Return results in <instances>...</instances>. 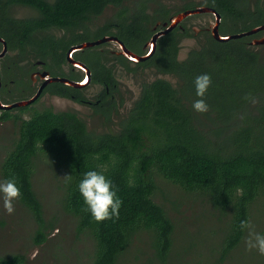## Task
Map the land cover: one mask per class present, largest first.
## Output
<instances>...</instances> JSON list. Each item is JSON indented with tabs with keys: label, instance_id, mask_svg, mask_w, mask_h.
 Segmentation results:
<instances>
[{
	"label": "trees",
	"instance_id": "trees-1",
	"mask_svg": "<svg viewBox=\"0 0 264 264\" xmlns=\"http://www.w3.org/2000/svg\"><path fill=\"white\" fill-rule=\"evenodd\" d=\"M125 1L0 0V37L5 38L9 50L16 51L17 56L31 49L33 58L44 61L53 76L77 81L80 74L72 66L67 73L62 70L68 64L67 51L75 44L89 41L88 23L93 17L110 5L121 7ZM148 2L141 0L129 17L125 11L119 12L116 19L98 30V37L115 35L132 52L145 55L144 45L151 39L154 25L169 18L165 5L159 3L150 13ZM241 2L207 0L206 4L222 15L223 25L227 20L244 22L247 30L262 25V9L258 7L253 14ZM8 4L32 7L38 16L11 19L5 14ZM190 7L187 4L184 8ZM51 29L68 33L39 37ZM206 34L204 41L183 60H179L181 43L189 33L179 29L158 39L155 52L138 63L111 51L91 49L89 54L84 50L74 55L90 69L91 83L102 86L97 99L107 118L116 107L114 93L118 88L109 66L112 61L131 72L153 68L156 73L177 80V86L162 78L143 84L139 99L119 122L116 133L89 132L85 122L70 111L36 110L27 119L13 116L11 111H0L1 120L14 118L19 122L18 137L1 162L0 177L2 181L16 178L22 193L18 202L36 224V245L45 243L54 229L53 221L45 219L44 206L33 185L35 161L43 156L56 168L55 173L61 174L60 202L76 218L77 233L90 235L94 240L89 264H119L139 239L145 240L147 247L144 250L140 246V256L152 250L158 264L173 257L176 223L170 211L156 201L158 177L208 199L222 223L220 237L210 254L214 260L211 264H223L230 257L246 233L239 228L241 221L251 220L253 209L264 205V57L248 43L251 37L219 42ZM134 63V67L130 66ZM13 66L21 67L19 62H9L3 74V88L5 82L12 80ZM201 74L212 78L204 98L210 107L206 114L193 109V103L199 99L194 80ZM26 77L15 78L25 89H18L19 95L24 92L22 98L31 88L29 78L24 80ZM45 92L82 104L88 99L82 89L63 83H52ZM249 94L258 102L246 100ZM105 106L108 112L103 109ZM29 108L17 110L23 113ZM92 170L102 171L123 201L119 219L98 223L84 210L78 184ZM69 175L71 181L62 179ZM154 259L148 258L149 263L154 264ZM25 261L21 254L0 257V264Z\"/></svg>",
	"mask_w": 264,
	"mask_h": 264
},
{
	"label": "rangeland",
	"instance_id": "rangeland-1",
	"mask_svg": "<svg viewBox=\"0 0 264 264\" xmlns=\"http://www.w3.org/2000/svg\"><path fill=\"white\" fill-rule=\"evenodd\" d=\"M140 1L127 0L121 7L110 5L101 15L93 17L88 23L87 36L89 41L101 38L98 37V30L109 20L116 19L119 12L125 11L127 17L131 16ZM186 2L188 1L149 0V12L152 13L159 3H161L165 5L167 11H170L174 15L180 8L186 5ZM12 10L19 18L38 16V11L29 6L17 5ZM226 22L227 24H224L220 28V34L222 35H230L247 30L244 22H232L229 20ZM184 24L196 25L197 28L202 29L205 26L208 27L209 24L213 26L215 18L212 15L193 16L186 19ZM115 31L112 30V32ZM67 33L62 30L51 29L40 33L39 37L44 35L61 37ZM195 38L189 37L182 41L179 60L185 59L188 52L199 45L201 42L198 40L200 36L197 39ZM252 47H256L257 51L264 57V45ZM91 49L95 52L120 51L118 45L109 42L89 48L88 50L91 51ZM29 50L31 51V49ZM28 53L29 51L27 50V53L22 55H27ZM29 55L33 56L34 54L31 51ZM33 59L36 60V58ZM12 61L13 63L18 61L16 51H9L7 56L0 60V68ZM109 66L114 71L118 81V88L114 93L116 107L109 113V118L104 115L102 106L99 104H82L71 99L51 96L49 94L43 95L37 103L30 106L23 113L17 109L9 111H11L10 113L13 116L19 115L26 119L36 110L42 111L51 108L55 112L70 111L76 113L85 122L89 132L96 134L116 133L119 131V122L127 116L130 109L139 99L143 84L162 78L177 86L175 77L158 74L153 68H140L137 72H131L116 61H112ZM130 66L134 67L133 64H130ZM21 67L22 70L16 69V67L12 68L13 70H11L10 75L12 79H15L18 73L29 77L30 73L26 70L27 66L21 64ZM39 69L41 68L39 67ZM69 69V64L62 67L65 73ZM1 70L3 71V68ZM85 87H87L85 91L86 96L91 101H96L97 96L102 91V86L90 83L89 85H85ZM23 94H16L14 90L13 94H2L1 100L3 103L8 104V102L13 103L30 97L26 93V98H22ZM103 109L108 112L106 106ZM18 124L19 122L16 123L14 118L9 120L0 119V166L3 158L9 152L8 149L13 143L12 141L18 137ZM35 163L36 174L33 177V185L44 206L45 219L53 221L54 229L48 235L45 243L40 246L36 245L33 241V231L36 228V224L28 210L17 201L15 213L8 215L3 208L2 199H0V257L21 254L25 256V264H89L94 250V240L90 235L77 233L76 218L68 214L63 208L60 202L63 198L62 181L58 179L61 174H56V168L50 166V160H46L43 156L38 157ZM0 182H2L1 177ZM157 184L156 201L170 211L169 213L176 223L175 235L173 236L174 254L165 264H211L214 260L210 257V254L212 250L214 251V246L216 247L217 239L220 237L219 228L222 226L218 211L201 194L188 192L164 180L162 177L157 178ZM251 221L255 231L264 234L263 204L253 209ZM246 236L247 233H245L241 243L223 264H264V255H260L255 249L252 251L247 249L245 243ZM140 246L144 250L147 249L145 240L143 242L140 239L135 240L133 249L123 256L119 264H150L148 258L154 259L153 251L149 250L148 255L144 254L140 256ZM154 262V264H158L159 261L155 258Z\"/></svg>",
	"mask_w": 264,
	"mask_h": 264
},
{
	"label": "clouds",
	"instance_id": "clouds-1",
	"mask_svg": "<svg viewBox=\"0 0 264 264\" xmlns=\"http://www.w3.org/2000/svg\"><path fill=\"white\" fill-rule=\"evenodd\" d=\"M194 85L199 99L193 103V109L198 113L206 114L210 111V107L204 98L212 86V78L208 74L198 75L194 80ZM245 99L253 104L258 102L250 94ZM62 179L68 182L71 181L72 176H65ZM78 189L86 206L84 210L90 212L96 222L101 223L113 218L119 219L123 201L114 190L113 183L102 171L86 172L78 184ZM21 195L14 176L0 182V199H2L3 208L8 215L15 213V204L20 200ZM239 228L247 233L245 238L247 249L249 251L255 249L260 255H264V234L255 231L252 221L250 219L241 221Z\"/></svg>",
	"mask_w": 264,
	"mask_h": 264
},
{
	"label": "water",
	"instance_id": "water-1",
	"mask_svg": "<svg viewBox=\"0 0 264 264\" xmlns=\"http://www.w3.org/2000/svg\"><path fill=\"white\" fill-rule=\"evenodd\" d=\"M203 12H211V13L215 14L216 22L212 26L211 32H212L213 38L219 42L220 41H228L231 39L242 38L245 36H251V35H254L260 31H264V25H260V26L252 28V29L245 31V32L235 33V34L228 35V36H222L220 34V31H219V26H220V22H221V15L215 9L210 8V7H206V6H199V7H196L195 9H187V10H184V11L177 13L175 16H173L170 19L169 22H165L162 24V29L157 31L151 37V39L145 44L144 48L147 49V51H148L147 54H145V55H139V54L132 52L130 49H128L126 47V45L123 43V41H121L115 35L103 36V37H101L97 40H94V41H85L83 43L72 46L68 50L67 60H68L69 64L73 65L76 68L83 70L86 73V77L82 82L73 81L67 77L50 76L49 72H47V71H43L41 73L33 74V77L36 75H39L40 78L42 80H44L43 84L40 86L38 91L32 97H30L28 99L16 101V102H13L10 104L9 103L8 104L3 103L1 100V95H0V111H9V110H12L15 108L26 107V106H29V105L35 103L41 97L44 88L48 84H51V83H55V82L63 83L65 85H68V86H71L74 88L84 87L90 80L91 72L85 63L78 61V60H75L73 58V53H75V52L82 51V50L87 49V48H93V47H96V46L110 42V43H115L116 45H118V47L120 48V51L118 52L119 55H122V56L126 57L127 59H129L133 62H136V63L142 62V61L147 60L155 52L158 39H160L161 37L167 35L171 31H173L188 16L203 13ZM158 26H159V23L155 26V30L157 29ZM0 42L3 43V48L0 51V59H2L8 53V45H7L6 41L2 38H0ZM251 45L252 46L264 45V37L260 38L259 40L254 39V41L251 43ZM1 85L2 84H1V79H0V88H1Z\"/></svg>",
	"mask_w": 264,
	"mask_h": 264
},
{
	"label": "flooded vegetation",
	"instance_id": "flooded-vegetation-1",
	"mask_svg": "<svg viewBox=\"0 0 264 264\" xmlns=\"http://www.w3.org/2000/svg\"><path fill=\"white\" fill-rule=\"evenodd\" d=\"M184 1H188V2H186V5L187 4H191V7L190 8H188V9H195L196 7H199V6H206V7H209V6H207V0H184ZM241 1H244V0H240V2ZM241 4H245L246 6H247V8L250 10V12H252L253 14L254 13H256L257 12V10L260 8V9H262V11L264 12V0H245L244 2H241ZM240 5V4H239ZM14 6H17V4H8L6 7H5V14H6V16H8L9 18H13V19H25V18H19L14 12H13V7ZM185 5L182 7V8H180L179 9V11L177 12V13H179V12H181V11H184L185 10ZM259 7V8H258ZM211 8V7H210ZM187 10V9H186ZM176 13V14H177ZM219 13V12H218ZM176 14H174V15H172L171 14V12L170 11H168V16H169V18H168V20L167 21H165V22H169L170 21V19L173 17V16H175ZM220 14V13H219ZM200 15H212V16H214V18H215V22H216V16H215V14L214 13H211V12H203V13H199V14H194V15H191V16H188L187 18H185L175 29H179L181 32H183V33H189V37H191V38H195V39H197V37L198 36H200V38L198 39V40H200L201 42L200 43H202L203 41H204V38H205V36L207 35L206 33H208L210 36H212V25L211 24H209V26L208 27H206L205 26V28H197V26L196 25H185L184 24V21L186 20V19H188L189 17H193V16H200ZM221 15V14H220ZM165 22H160V21H157L156 22V24L155 25H157L158 23H159V26L157 27V29L155 30V25H154V27H153V31H154V33H153V35L157 32V31H159V30H161L162 29V24L163 23H165ZM262 25H264V22H263V24ZM0 26H2V20H0ZM223 26V17H222V15H221V22H220V26H219V31H220V28ZM260 26V25H259ZM255 28V27H254ZM60 30V29H59ZM199 31V32H198ZM246 31H248V30H246ZM172 32V31H171ZM243 32H245V31H243ZM240 33V32H239ZM235 34V33H234ZM152 35V36H153ZM222 35V34H221ZM230 35H232V34H230ZM255 35V36H254ZM254 35H251V36H245V37H248V38H250L251 40L248 42L250 45H251V43L254 41V39L256 40H259L260 38H262V37H264V31H260V32H258V33H256V34H254ZM222 36H228V35H222ZM189 37H185L183 40H185V39H188ZM0 38H2V39H4L5 40V38H3V37H0ZM212 38H213V36H212ZM214 39V38H213ZM237 39H239V38H237ZM97 40V39H96ZM215 40V39H214ZM6 41V40H5ZM6 43H7V41H6ZM81 43H83V42H81ZM110 43V42H109ZM199 43V44H200ZM80 44V43H79ZM7 45H8V43H7ZM75 45H77V44H75ZM74 46V45H73ZM145 46V45H144ZM0 48L2 49L3 48V43L2 42H0ZM89 48H87V49H84V50H88ZM145 49V48H144ZM255 49L256 50H258L256 47H255ZM84 50H82V51H84ZM1 51V50H0ZM10 50H9V46H8V52H9ZM29 51V53L31 52L30 50H28ZM78 52H80V51H78ZM119 52V51H118ZM118 52H112V53H116V54H118ZM147 49H145V54H147ZM29 53L27 54V55H21V56H17V58H18V61H16V62H19V64H20V66H21V64H24V65H26L27 66V71H29V73H30V75H29V81H30V89H28L27 91H26V93L28 94V96H30V97H32L37 91H38V89L40 88V86L43 84V82H44V80H42L41 78H40V76L39 75H36V76H34L33 77V74H36V73H41V72H43V71H47V72H49V74H50V76H53L51 73H50V71L49 70H47L46 68H45V66H46V63L44 62V61H42V60H40V59H33V56H31V55H29ZM67 53H68V51H67ZM77 52H75V53H73V57H74V55L76 54ZM8 54V53H7ZM7 54L2 58V59H4L6 56H7ZM1 60V59H0ZM75 60H77V59H75ZM78 61H80V60H78ZM131 61V60H130ZM82 62V61H81ZM67 63H68V60H67ZM84 63V62H83ZM133 63V62H132ZM136 63V62H135ZM135 63L133 64V65H135ZM69 64V63H68ZM7 66L8 65H6V66H3L2 68H3V71L1 70L2 68H0V79H1V88H0V95H4V94H13V91L15 90V93L17 94V93H19V90L18 89H20V90H23L24 88H23V86H22V84L21 85H19V83H16V79L14 80V79H12V80H10V83L8 84V83H6L5 82V88H3V74H4V72H5V68H7ZM70 66H72L73 67V69L76 71V72H79V79L77 80V81H79V82H82L84 79H85V72L83 71V70H81V69H79V68H76V67H74L73 65H71V64H69V67ZM87 66V65H86ZM39 67L41 68V69H39ZM16 69H21L22 70V68L21 67H17L16 66ZM90 70V69H89ZM91 72V71H90ZM28 73V74H29ZM21 75L22 74H20V73H18L17 74V78L19 79V78H21ZM61 77H64V76H61ZM90 77H91V74H90ZM22 80V79H21ZM20 80V81H21ZM24 80H28L27 79V77H26V79H24ZM55 83H58V82H55ZM91 83V80H89V82L86 84V85H89ZM52 84V83H51ZM48 85H50V84H48ZM48 85L44 88V90H43V92H42V95H41V97L43 96V95H45V94H49V95H51V96H56V97H60V96H58V95H55V94H51V93H47V92H45L46 91V88L48 87ZM6 86H7V88H6ZM68 86V85H67ZM86 88L87 87H82V88H78V89H82L83 90V94L86 96ZM25 90V89H24ZM23 90V91H24ZM107 92L109 93V90H107ZM29 97V98H30ZM40 97V98H41ZM87 97V96H86ZM39 98V99H40ZM62 98V97H61ZM88 98V97H87ZM38 99V100H39ZM65 99H68V98H65ZM38 100L35 102V103H37L38 102ZM72 100V99H71ZM98 102H99V100L98 99H96V101H91L89 98L87 99V103L86 104H90V105H93V104H98ZM35 103H33V104H35ZM10 104V103H9ZM33 104H31V105H29V106H32ZM26 107H28V106H26ZM15 109H17V108H15ZM110 112H111V110H110Z\"/></svg>",
	"mask_w": 264,
	"mask_h": 264
}]
</instances>
